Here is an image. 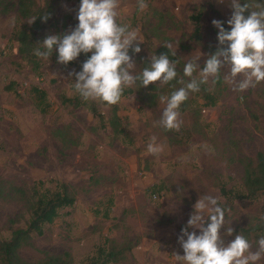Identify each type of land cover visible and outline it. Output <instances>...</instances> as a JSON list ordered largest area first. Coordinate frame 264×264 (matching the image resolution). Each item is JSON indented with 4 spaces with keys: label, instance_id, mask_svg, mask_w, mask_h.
I'll list each match as a JSON object with an SVG mask.
<instances>
[{
    "label": "rangeland",
    "instance_id": "1",
    "mask_svg": "<svg viewBox=\"0 0 264 264\" xmlns=\"http://www.w3.org/2000/svg\"><path fill=\"white\" fill-rule=\"evenodd\" d=\"M35 1L43 12L40 28L33 31L31 20L18 13V0H1L0 6V239H8L28 218L13 189L29 190L39 182L50 190L57 183L70 185L76 191V201L45 225L30 247L20 250V257L27 262H36L43 254L69 253L75 264H84L97 256L100 247L112 249L131 242L135 247L118 264H177L172 254L183 255L178 238L200 196L219 197L220 206L229 210L225 229L230 226L233 232L229 236L221 229L225 245L235 238L236 229L264 213L263 196L228 200L219 192L221 184L240 191L244 176L241 160L254 161L256 154H264V82L242 93L233 91V85L225 81L230 72L225 66L220 71L225 89L217 105L200 107L197 116L191 111L180 112L183 123L179 131H166L156 123L164 108L159 97L154 106H148L136 85L127 87L133 93L117 104L123 133L115 136L108 126L110 106L84 101L71 87L75 78L68 74L81 71L91 53H82L65 66L57 63L54 49L49 60L35 56L38 70L18 54L17 30L31 31L37 47L47 36L63 35L78 24L80 0ZM146 2L150 8L143 12L137 0H120L117 9L118 23L139 29L142 44L140 53L133 56L134 75L142 71V60L165 44L171 45L169 49L183 67L199 58L202 68L208 49L218 47V29L212 21H221L230 31L231 0ZM239 2L255 10V4L264 0ZM197 12H201L199 42L190 38L194 27L190 17ZM198 75L196 72L193 77ZM207 84L213 89L211 78ZM9 85L14 91L5 90ZM151 85L162 87L159 82ZM33 88L46 94L45 114L37 108ZM63 96L78 98L82 105L62 104ZM90 105L100 117L90 112ZM153 136L166 145L156 156L147 152ZM194 145L201 147L193 150ZM14 219L16 223L11 224ZM249 242L255 251L256 240ZM258 264H264V258Z\"/></svg>",
    "mask_w": 264,
    "mask_h": 264
},
{
    "label": "clouds",
    "instance_id": "2",
    "mask_svg": "<svg viewBox=\"0 0 264 264\" xmlns=\"http://www.w3.org/2000/svg\"><path fill=\"white\" fill-rule=\"evenodd\" d=\"M119 3L120 0H80L77 26L63 35L47 36L42 44L34 48L33 54L45 60H49L55 49L57 63L65 66L80 54L91 53L82 63L81 71L68 74L69 78H75L71 85L74 93L84 101L117 105L125 88L137 82L140 87L146 88L157 82L160 85L170 84L177 79V62L170 60L169 54H152L148 57L147 66L139 74H133L136 67L133 56L140 53L142 41L138 39L139 29L117 22ZM137 7L143 12L148 4L146 0H137ZM250 7L248 3L241 6L239 0H231L233 11L227 21L230 31L225 30L221 21H212L218 29L217 50L207 57L202 68L197 63L199 58L185 63L183 76L190 79L187 82L182 78L177 80L181 87L174 88L168 95L159 96V102L164 105L156 122L159 126L166 131H179L183 123L181 105L190 93L198 92L200 85L208 83L210 78L215 84L225 66L230 69L225 81L233 85V91L242 93L264 82V3H256L255 10H250ZM246 11H249L247 16L244 15ZM163 46L171 47L170 44ZM129 50L132 55H129ZM196 72L198 78L193 77ZM165 147L157 143L153 136L147 145V152L156 156ZM198 147L201 146L194 145L193 150ZM202 147L208 149L207 145ZM219 199L202 195L193 205L194 210L178 238L183 255L172 254L177 264H258L264 258V236L256 241L255 251L240 233L225 245L221 229H225V213L229 210L220 206ZM259 219L264 222V214ZM225 230L227 235H232L230 226Z\"/></svg>",
    "mask_w": 264,
    "mask_h": 264
},
{
    "label": "trees",
    "instance_id": "3",
    "mask_svg": "<svg viewBox=\"0 0 264 264\" xmlns=\"http://www.w3.org/2000/svg\"><path fill=\"white\" fill-rule=\"evenodd\" d=\"M147 4L148 8H150L149 2H147ZM0 6H3L1 0ZM3 11H5V9H3ZM42 12L43 10H40L37 7L35 0H18V13L22 19L31 20V31L40 28ZM158 16L160 20L163 17L161 14ZM200 16L201 12H197L190 17L194 24L190 38L195 42L201 40ZM222 26L228 31L225 24H222ZM31 31L25 29L17 30L15 38L18 44V54L20 57L30 62L34 70H38V63L35 61V55L33 54L36 45ZM216 50L217 49L210 47L208 49L209 56L214 54ZM153 54L157 56L161 54H169L170 60L177 62L176 71L178 75L176 80H173L170 84L162 85V87L150 84L145 88L140 87L137 82V93L148 106H154L156 99L161 94L168 95L174 90V88L181 87L182 85L178 84L177 80L182 78L187 82L190 79L183 76V64L176 55H173L171 49L160 46L155 49ZM147 64L148 59L142 60L141 68L143 69ZM224 89L223 80L221 75H219V79L216 80L213 89H211L206 83L200 85V90L198 92L190 93L188 99L181 105L180 112L191 111L197 116L200 113V107H215ZM5 90L14 91L11 85L5 87ZM32 90L37 100V108L41 114H45L48 107L46 104L45 92L38 88H33ZM132 93L133 89H125L122 97ZM198 100L202 102L201 105L198 103ZM61 102L62 104H69L73 107H80L82 105L78 98L68 99L65 96H63ZM88 107H90V112L94 116H101L93 105ZM110 113L111 115L108 119V126L115 136H119L123 133V127L122 120L118 116V106H110ZM101 126H103V124ZM241 163L244 167V176L240 191H232V189H227L221 184L219 186L220 195L228 200H256L260 196L264 197V154H256L254 161L251 159H242ZM42 186L43 183L39 182L33 185L29 190L21 188L13 189L23 202L28 218L25 221V226L14 229L8 239H0V264H75L69 253H63L62 255L56 256L43 254V257L36 262H27L19 255L22 248L31 246V241L34 236H41L43 234L45 225L53 223L59 216L61 210L72 207L76 201V191L66 183H57L53 190L47 188L43 189ZM260 216L253 218L245 227L236 229L234 234L237 235L240 233L249 241H257L261 236H264V222L260 221ZM16 221L17 220L14 219L11 220L10 223L15 224ZM134 247L135 244L131 242L117 244L112 249L100 247L97 251V256L84 264L121 263L127 259V255L131 253Z\"/></svg>",
    "mask_w": 264,
    "mask_h": 264
}]
</instances>
